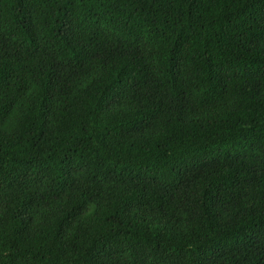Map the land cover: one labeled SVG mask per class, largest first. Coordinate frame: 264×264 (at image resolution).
I'll use <instances>...</instances> for the list:
<instances>
[{
  "label": "trees",
  "instance_id": "1",
  "mask_svg": "<svg viewBox=\"0 0 264 264\" xmlns=\"http://www.w3.org/2000/svg\"><path fill=\"white\" fill-rule=\"evenodd\" d=\"M0 264H264V0H0Z\"/></svg>",
  "mask_w": 264,
  "mask_h": 264
}]
</instances>
